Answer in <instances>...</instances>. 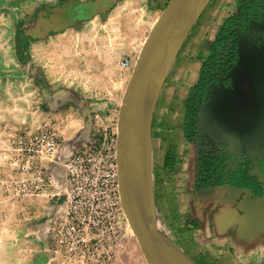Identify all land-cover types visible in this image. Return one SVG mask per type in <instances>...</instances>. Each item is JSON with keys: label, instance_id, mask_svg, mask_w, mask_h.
Wrapping results in <instances>:
<instances>
[{"label": "crops", "instance_id": "crops-1", "mask_svg": "<svg viewBox=\"0 0 264 264\" xmlns=\"http://www.w3.org/2000/svg\"><path fill=\"white\" fill-rule=\"evenodd\" d=\"M239 1L211 0L208 3L181 47L184 60L193 56L198 65L206 61L214 39L227 19L238 9ZM82 2L85 1L69 2L71 7L64 10L62 15L53 13L54 20L50 21L61 29L54 30V34H48L47 37L75 27L80 20L75 13L81 8ZM167 2L168 0H132L122 7L133 11L147 10L154 17L153 24ZM103 14L95 12L85 21L100 18ZM62 22H66V25L61 26ZM44 53L42 61L39 60L37 64L51 63L48 52ZM103 58L102 54L99 59H92L91 63L103 64ZM11 62V59L8 63L4 59V66H10ZM51 70L44 67L43 73L45 80L55 89L59 85L50 77L54 74ZM9 76L10 72H0V87L4 88L0 95L10 93ZM180 77L179 73L176 74L174 83L171 82L165 93L159 95L150 123L148 168L154 200L162 222L176 245L196 264H264V171L250 170L249 175L256 179L257 185L244 188L232 187L227 183L217 186L200 180L198 154L191 136L184 132L180 99L172 101L175 95H179L181 99L185 95H182L184 91L179 87ZM28 79L27 74L18 95L22 96V103L27 109H32L35 103L30 101V93L26 89ZM97 79H102V75ZM64 93L66 94L50 90L47 110L44 111V107L40 110L38 106L27 125H21L17 115L13 117L19 123L6 121L0 116V151L5 153L8 149L11 133L51 124L59 136L62 135L65 139L60 144L62 152L67 156L73 154L79 144L76 135L84 125L85 114L81 109L79 121L76 116L80 104L77 95L66 88ZM66 95L69 99L61 101ZM81 96L80 102L86 104L89 119L97 117L106 109L108 116L102 121L101 130L116 138L121 97L118 100L110 98L105 102L93 101L88 95ZM61 103L69 105L70 109L60 110L57 105ZM18 110L21 108H16ZM25 120L21 119V122L25 123ZM96 126L99 125L93 119L88 130L90 141L96 140V132L100 130ZM59 174V169H53L51 180L54 183L58 182ZM15 175L10 167L0 165V178ZM47 193L48 191L21 205L13 204L0 195V264H44L45 254L41 244H32L33 252L30 256L27 254L29 243L24 244L25 241L32 240L41 221L52 213Z\"/></svg>", "mask_w": 264, "mask_h": 264}, {"label": "rangeland", "instance_id": "rangeland-1", "mask_svg": "<svg viewBox=\"0 0 264 264\" xmlns=\"http://www.w3.org/2000/svg\"><path fill=\"white\" fill-rule=\"evenodd\" d=\"M71 1L76 0H0V72H10L8 79L11 85L10 93L0 95V108H2L0 109V116L7 119L6 121L19 123L18 119L13 117L17 115L21 125H27V121L34 117L38 106L40 110L41 107H44V111L47 110L46 105L48 108V92L50 90H58L60 93L66 94L64 93L65 88L70 89L77 95L78 103H80L76 115L77 119L80 121L82 112L85 114L84 125L79 128L80 130L76 135L79 140L77 149H79L91 142L88 130L93 119L99 125L96 126L100 129L96 132L98 139L101 137L100 134L104 132L101 130L103 129L102 121L104 122L108 116V112L104 108L97 117L89 119L86 104L80 102L83 97L81 95H88L93 101L105 102L109 101L110 98L118 100L121 97L130 73L120 68L119 61L126 56L131 59L133 64L135 63L154 17L150 16L147 10L133 11L122 7L132 0L105 1L103 5L106 10L102 17L83 21L76 27L65 29L61 33L47 37L48 34H54V29H57L50 21L53 12ZM77 1L87 2L90 0ZM18 30H21L23 35L28 38V50L23 54L22 59L17 57L15 50V35ZM46 51L51 58V63L47 65L37 64L39 60L42 61V56L46 54L44 53ZM102 54L104 57L103 64L91 63L92 59H99ZM183 55L184 51L180 49L162 86L161 95L170 87L171 82L174 83V78L178 73L181 76L179 87L184 91L182 95L186 91L184 96L191 95L193 92L190 91H193L195 80L198 77L201 79V65L196 63L193 56L184 60ZM4 59L7 63L11 59V65L8 66L7 64L5 67ZM44 67L52 69L51 71L54 72L50 77H53L59 85L57 88H52V85L45 80ZM27 74L29 79L26 89L30 93V101L35 103L32 109L31 107L27 109L26 105L22 103V96L18 95ZM100 75H102V79L98 80ZM3 90L4 88L1 86L0 91ZM67 99L69 96L66 95V97L61 98V101ZM181 101L180 98L179 104L183 103V109L187 112L188 104H191L190 100ZM57 106L63 111L69 108V105L63 103ZM16 108H21V110L16 111ZM21 119H26V122H21ZM64 140L61 135L60 144ZM1 153L4 151L1 150ZM0 165L6 166L2 162ZM62 175L60 171L59 176ZM59 181L61 193H65L66 190L70 193V187L64 185L61 180ZM63 197L65 196H61V203L66 201ZM80 197L81 194H78V199ZM90 210L92 212V209ZM96 215L99 216L98 211ZM103 218L105 220L106 217ZM119 224L121 225H118V229L114 233V236L118 237L117 239L111 238L108 230L105 231L104 235L94 231L97 237L90 242L89 251L82 255L79 247L76 253L70 257V260L61 256L49 255L45 251L43 243L34 235L31 237L33 241H25L24 246L29 243L27 254L30 256L33 252L32 244H41V249L45 254L44 264H146L136 239L129 230L125 216L121 220L119 219ZM105 225L104 222L103 228ZM108 234H110V240L107 239ZM102 250L108 252L109 258L107 260H102Z\"/></svg>", "mask_w": 264, "mask_h": 264}, {"label": "water", "instance_id": "water-1", "mask_svg": "<svg viewBox=\"0 0 264 264\" xmlns=\"http://www.w3.org/2000/svg\"><path fill=\"white\" fill-rule=\"evenodd\" d=\"M105 1L113 2H82V19L95 12L103 14ZM210 1L168 0L140 48L118 109L115 152L120 205L146 264H196L176 245L162 222L151 188L147 152L150 123L162 86L190 30ZM70 4L53 13L62 15ZM50 20H54V15ZM56 27L54 30L61 29ZM237 56L236 64L226 74L231 88L212 87L200 110L199 134L215 143L240 138L239 114L250 116L247 80L258 98L254 123L247 131L264 136V47L239 43Z\"/></svg>", "mask_w": 264, "mask_h": 264}, {"label": "built area", "instance_id": "built-area-1", "mask_svg": "<svg viewBox=\"0 0 264 264\" xmlns=\"http://www.w3.org/2000/svg\"><path fill=\"white\" fill-rule=\"evenodd\" d=\"M133 65L126 56L119 61L120 68L129 73ZM100 136L67 156L60 148L58 131L51 124L42 125L11 133L8 149L0 154V162L16 173L0 178L3 198L21 205L48 191L52 213L41 221L34 237L51 256L70 260L79 247L85 255L90 242L97 237L94 231L104 235L108 230L111 238H118L114 233L124 215L118 190L116 138L106 132ZM53 169L63 174L56 183L51 180ZM59 180L70 187V193L68 190L61 193ZM61 196H65L63 203ZM102 253V260H107L108 252L102 250Z\"/></svg>", "mask_w": 264, "mask_h": 264}, {"label": "flooded vegetation", "instance_id": "flooded-vegetation-1", "mask_svg": "<svg viewBox=\"0 0 264 264\" xmlns=\"http://www.w3.org/2000/svg\"><path fill=\"white\" fill-rule=\"evenodd\" d=\"M75 14L80 19L76 23V27L86 18L82 19L81 9ZM228 20H231V25L234 26L232 30H234L235 49L239 43L243 42L257 48L264 47V0H240L238 9L227 19L224 27L228 26ZM219 58L213 64L209 74L206 73V76L203 75L201 79L198 77L195 80L193 85L196 87L190 91L193 93L182 98L181 102H185L186 99L191 102L188 104L187 112L183 109V103H180L184 132L191 136L197 151V164L201 169L200 180L202 182H211L217 186L227 183L237 188L256 186V179L251 177L249 172L252 169L264 171V136L254 133L248 134L250 124L254 123L253 112L256 110L258 100L254 96V90L249 80H247L245 89L249 95L247 109L250 116L239 114L241 120L240 138L232 139L230 142L215 143L209 140L207 136L199 134L200 110L205 102V96L211 92L212 87L231 88V79L226 78V74L236 64L237 52L232 55V51L229 50ZM256 91L261 92L260 89ZM179 99V95H175L172 101L175 102Z\"/></svg>", "mask_w": 264, "mask_h": 264}, {"label": "trees", "instance_id": "trees-1", "mask_svg": "<svg viewBox=\"0 0 264 264\" xmlns=\"http://www.w3.org/2000/svg\"><path fill=\"white\" fill-rule=\"evenodd\" d=\"M231 22H232L231 20L230 21L228 20V26L223 27L220 33L218 34V36L214 39L211 46L210 55L203 63V65L200 67V76L203 77V75L206 76V73L209 74L213 67V64L217 60H219L220 59L219 57L223 56L226 51L231 50L232 55H235V52H237L238 45L235 49L234 40H233L234 30H232L234 26L231 25ZM15 50L17 57L21 59L23 58V54L28 50V38L23 35L21 30L16 31Z\"/></svg>", "mask_w": 264, "mask_h": 264}, {"label": "bare ground", "instance_id": "bare-ground-1", "mask_svg": "<svg viewBox=\"0 0 264 264\" xmlns=\"http://www.w3.org/2000/svg\"><path fill=\"white\" fill-rule=\"evenodd\" d=\"M145 128H146V123L144 124V129L142 130V133H141V138H140L141 144H143V141H144ZM129 230H130L131 234L134 235L132 232V229L130 227H129Z\"/></svg>", "mask_w": 264, "mask_h": 264}]
</instances>
